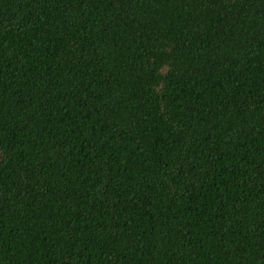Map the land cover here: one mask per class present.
Wrapping results in <instances>:
<instances>
[{"label": "trees", "instance_id": "1", "mask_svg": "<svg viewBox=\"0 0 264 264\" xmlns=\"http://www.w3.org/2000/svg\"><path fill=\"white\" fill-rule=\"evenodd\" d=\"M0 264H264V0H0Z\"/></svg>", "mask_w": 264, "mask_h": 264}]
</instances>
